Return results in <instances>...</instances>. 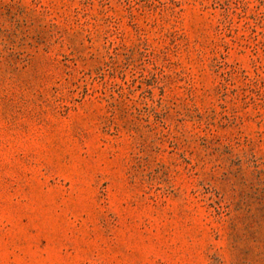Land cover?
Here are the masks:
<instances>
[{
  "label": "rangeland",
  "instance_id": "obj_1",
  "mask_svg": "<svg viewBox=\"0 0 264 264\" xmlns=\"http://www.w3.org/2000/svg\"><path fill=\"white\" fill-rule=\"evenodd\" d=\"M0 264H264V0H0Z\"/></svg>",
  "mask_w": 264,
  "mask_h": 264
}]
</instances>
